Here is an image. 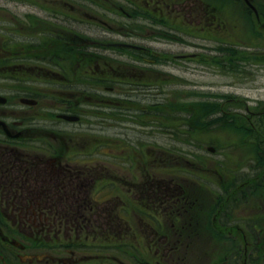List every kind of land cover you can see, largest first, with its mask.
I'll return each mask as SVG.
<instances>
[{"label":"flooded vegetation","instance_id":"obj_1","mask_svg":"<svg viewBox=\"0 0 264 264\" xmlns=\"http://www.w3.org/2000/svg\"><path fill=\"white\" fill-rule=\"evenodd\" d=\"M22 1L33 5L48 1L63 9H79L84 4L99 6L103 10L101 19L81 12L77 13L82 16L72 18L81 24L100 25L106 41H92L77 31L59 27V30L49 33L54 38L46 44L42 22L36 25L39 42L28 43L29 24L11 17L7 36L0 35V71L57 75L63 71L85 72L91 79L90 85L97 80L93 85L101 90L92 89L90 95L79 97V101L87 98L91 100L88 103L97 105L102 102L103 107L119 102L122 94L128 93L127 88L130 93L126 96L157 90L163 83L173 85L176 82L168 80L171 75L164 74L157 67L167 66L171 70L177 67L179 70L193 57L191 53L177 54L172 49L156 50L144 43L145 38L151 37L172 46L176 39L185 41L191 38L192 32H200L204 37L208 32L218 36L223 29L219 14L223 3L209 5L208 0ZM232 3L243 4L241 0H233ZM252 5L255 12L243 4L240 7L242 14L246 13L258 22L264 17V12H260L261 7L257 3ZM117 22L116 28L108 26ZM135 24H139V29L133 28ZM144 30L149 32L144 33ZM77 39L85 42L75 64L46 66V51L61 59V49L66 46L62 41H69L72 45ZM94 45L126 58L124 61L130 64L119 60L116 65L107 66V60H104L102 67L93 65ZM163 56L165 60L161 59ZM101 72L104 76L97 75ZM125 72L130 80L125 77ZM50 80L51 83L59 82ZM21 95L24 93L20 92L19 102ZM28 97L36 100V105L15 104L10 111L0 113V121L9 132L7 135L0 126V264H172L171 259H180L174 251L180 255L177 252L182 247L192 254L200 253L196 250L208 238L207 210L206 206L192 209L191 196L198 191L200 195L205 192L209 197L222 198L218 194L220 191L209 192L205 177L194 179L185 176L180 177L184 182H177L174 168L170 169L168 178L160 177L161 161L155 153L143 149L142 132H138L135 140L129 143L134 149L114 138H106L97 145L78 146V137L91 140L88 138L92 132H87L89 128L95 131L94 123H87L88 115H102L101 120H96L100 126L107 121V129L116 132H120L118 124L123 120L108 110L103 114H88L65 106L62 114L77 116L75 122L65 121L55 114L50 120L60 126L65 123L79 128L59 126L47 130L45 112L40 107L44 96L36 92ZM6 98L7 102L0 105V110L6 105V110L9 109L11 98ZM62 99L64 104H73L78 98ZM31 108L36 110L30 112ZM143 115L134 123L140 129L144 124L150 127L153 135L158 133L159 125L146 124ZM84 124L86 128H82ZM107 129L102 128V131L107 132ZM46 134L59 138L71 136V144L74 145L68 146L62 139V144L54 139L53 143L45 145ZM184 134L190 133L185 131ZM101 147L107 148V154L114 160L102 161V165L97 166L99 161L94 163L93 149ZM150 147L155 150L157 146ZM114 149L122 154L110 155ZM168 222L173 223L171 227L178 231L189 232L188 241L178 239L171 244L172 239L169 240L165 233L168 232ZM211 238L214 240L215 236ZM229 249L230 252L216 264H245L250 257L245 256V250L238 251L237 243L232 245L233 254ZM142 251L150 260L140 256ZM201 256L203 261L206 256ZM195 259L200 260L197 256Z\"/></svg>","mask_w":264,"mask_h":264},{"label":"rangeland","instance_id":"obj_2","mask_svg":"<svg viewBox=\"0 0 264 264\" xmlns=\"http://www.w3.org/2000/svg\"><path fill=\"white\" fill-rule=\"evenodd\" d=\"M232 1L208 0L209 5L216 2L223 3L222 9H219L223 29L218 36L208 32L207 36L203 37L200 33L192 32L191 38L185 41L176 39L174 40L176 42H172V46L164 45L163 42L151 37L145 38L144 43L156 50L172 49L177 54L191 53L195 54V57H192L191 61L179 70H176L177 67L175 70L167 66L157 67L164 74L171 75L172 78L168 80L175 81L173 85L163 83L157 90L126 96L130 93L127 88L128 93L122 94L119 102H114L112 106L103 107V109L79 101V97L90 95L92 89L98 92L101 90L93 85L98 82L97 80H93V84L90 85L91 79L86 77L85 72L75 76V73L69 71H63L60 75L35 71L24 74L0 71V94L11 98L9 109L6 110V105L0 113L10 111L15 104L20 105L18 101L20 91L39 92L44 96L41 98L40 107L45 112L46 129H53L60 124L51 121L49 114L64 112L66 104L62 98L76 97L78 99L73 103V108L81 113L103 114L108 110L123 120L122 124H118L120 132H116V130L107 129V121L102 122L101 124L104 125L100 126V122L96 120H101L102 115H98L100 117L88 115L87 123H94L95 131L89 128L87 132H92L88 138L91 140L78 137L76 139V143L80 144L78 146L89 143L97 145L104 142L106 138H114L120 139L130 149H134L129 146V143L135 140L138 132H142L140 140L143 142V149L146 152L155 153L161 161L160 177L168 178L170 169L174 168L177 182H184V179L180 177L185 176H192L194 179L205 177L208 180L206 184L210 192H221L218 193L222 195V198L217 202V211L211 207L215 206L213 202L215 198L212 200L205 192L200 195L197 191L195 196H191L192 209L206 206L207 242L196 250L200 251L198 254H192L187 248L179 247L177 253L180 255L175 251L174 254L180 259H171L172 264L220 263L222 258L230 252L229 248L233 254L232 245L235 243L240 247L239 252L245 250V256L250 255L245 264H264V164L254 168L255 150L247 142V137L239 130L243 121L241 119H247L248 122L245 123H250L264 107V17L259 18L258 22L244 17L246 13L241 15L240 11L243 5L233 4ZM253 2L261 7L260 12H264V0ZM83 6L79 9H63L48 1L45 4L33 5L22 0H0V35L7 36L9 19L16 17L19 22L29 24L28 43L39 42L36 25L38 23L41 25L42 22H44L43 30L46 31L47 40L54 38V36L50 37L49 32L59 30L60 27L70 32L77 31L92 41H106L103 39V30L100 25L83 22L81 24L78 23L80 21L72 18L80 15L77 12L102 18L103 10L99 6L92 4ZM118 25L117 22L110 23L108 26L116 28ZM138 25H133V28L139 29ZM148 32L149 30H144V33ZM84 42L80 39L74 40L72 45L77 47L74 49L70 47L72 45L69 41H64L70 50L67 48L64 50L67 56L63 60L46 51L44 55L46 66L53 68L54 64H75L79 56L70 57L68 53L81 52ZM235 45L241 46L240 49H246L242 54L244 57L239 58L238 55L234 58L229 57L230 52L225 50V46L236 47ZM92 51L94 52L92 64L101 67L104 65V60H107V66H109V64L116 65L119 60L124 63L126 59L97 45H94ZM161 59L165 60V57ZM125 64L130 63L125 62ZM97 75L104 76V73ZM22 76L25 78L22 79ZM41 76L45 78L44 80L55 79L59 82L43 83ZM162 76L164 75L161 74ZM125 77L130 80L127 72ZM131 80L136 81L135 78ZM98 103L102 104V102ZM207 103L216 104L211 115L206 114L207 108L203 109L204 106H209L206 105ZM34 110L36 108H31L30 112ZM142 113H144L146 124L159 125L158 133L153 135L150 127L144 124L143 129H140L134 123L138 117L142 119ZM220 117L223 118L218 120ZM231 123L233 126L230 125ZM60 127L79 128L65 123H62ZM86 127V124L82 126V128ZM102 128L107 129V132H103ZM185 131L190 134L185 135ZM44 137L45 145L53 143L54 139H57L59 144H62L60 142L62 139L66 145H74L71 144V136L62 135L59 138L46 134ZM154 144L157 150L150 147ZM209 147L213 148L212 153L207 150ZM107 153V148H94V163L99 161L97 166H101L102 161L114 160ZM118 154L117 149L110 152L113 156ZM183 168H187L188 172H186L189 174L179 172ZM211 210L215 212L209 215ZM171 224L173 223H167L166 231L168 232H165L169 240L172 239L170 243L177 242L178 239L188 241L189 232L183 229L178 231L176 227H171ZM194 233L198 232L194 230ZM211 236H215V239L213 240ZM202 254L206 256L203 261ZM140 256L150 260L146 252L142 251ZM196 256L201 261L196 260Z\"/></svg>","mask_w":264,"mask_h":264},{"label":"trees","instance_id":"obj_3","mask_svg":"<svg viewBox=\"0 0 264 264\" xmlns=\"http://www.w3.org/2000/svg\"><path fill=\"white\" fill-rule=\"evenodd\" d=\"M237 55L239 56V58L244 57L242 53L239 54L235 51L230 52L229 57L234 58ZM206 105L209 106H204L203 109L207 108L206 114L211 115L215 109L216 104L207 103ZM223 117L218 118V120L222 119ZM241 120L243 121L241 123V126L239 127V130L243 132L245 137H247V142H249L255 150L256 157L253 159L254 168L259 167V165L262 166L264 164V115L253 119L250 123H245L248 122L247 119ZM231 122H233V120H231ZM230 125L233 126V123H231Z\"/></svg>","mask_w":264,"mask_h":264},{"label":"water","instance_id":"obj_4","mask_svg":"<svg viewBox=\"0 0 264 264\" xmlns=\"http://www.w3.org/2000/svg\"><path fill=\"white\" fill-rule=\"evenodd\" d=\"M245 1L247 2V0H245ZM21 101L24 102V103H27V104H33L34 103V101H30V100H26V99H23ZM4 102H5V99L0 96V103H4ZM65 118L70 119V120L73 119L72 117H65ZM208 150L212 151L211 148H208Z\"/></svg>","mask_w":264,"mask_h":264}]
</instances>
